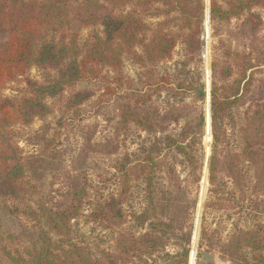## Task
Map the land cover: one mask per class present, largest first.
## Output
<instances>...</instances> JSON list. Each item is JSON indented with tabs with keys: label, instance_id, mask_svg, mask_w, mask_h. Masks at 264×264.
<instances>
[{
	"label": "rangeland",
	"instance_id": "374dc122",
	"mask_svg": "<svg viewBox=\"0 0 264 264\" xmlns=\"http://www.w3.org/2000/svg\"><path fill=\"white\" fill-rule=\"evenodd\" d=\"M204 4L199 49L192 51L180 35L168 59L143 65L127 56L121 69L106 67L101 78L49 99L48 116L0 135V175L15 158L27 165L21 197L0 198V264H14L10 254L39 245L47 226L29 210L40 212V205L76 211L70 239L100 264H258L254 249L264 242V8L219 20L211 17V0ZM158 6H135L150 25L148 37L166 19L155 15ZM176 16L167 17L166 27L188 32ZM243 62L252 65L249 82L222 118L216 148L212 90L233 85ZM27 78L43 82L46 74L32 67L8 82L3 96L22 97ZM78 93L88 99L72 108Z\"/></svg>",
	"mask_w": 264,
	"mask_h": 264
},
{
	"label": "trees",
	"instance_id": "16d2710c",
	"mask_svg": "<svg viewBox=\"0 0 264 264\" xmlns=\"http://www.w3.org/2000/svg\"><path fill=\"white\" fill-rule=\"evenodd\" d=\"M136 5L145 9L159 5L155 15L166 17L157 22L150 37L147 36L150 25L137 16ZM255 6L264 8V0H211L210 13L213 19L229 20ZM128 7L132 9L127 11ZM204 11V0H0V135L16 124H30L38 117L48 116L52 113L49 99L84 81L101 78L106 67L121 69L127 56L143 65L168 59L180 35L192 51L199 49ZM174 12L180 29L188 32L166 27L170 22L167 17ZM88 28L90 35L82 38L81 31ZM34 66L45 72V80L27 78L22 97H4L5 85ZM251 67L243 62L241 74L233 85L213 87L211 119L216 148L222 140L220 122L238 104L241 85L247 86L249 80L245 81V76ZM87 99V95L78 93L72 97L70 107ZM168 140L178 151H184L178 139L168 137ZM26 166L25 158H15L14 164L0 175V198L21 197L27 184ZM121 171L127 173L126 166ZM210 171L211 181H215L216 151ZM39 211L30 208L29 213L44 219L47 230L40 229L37 247L10 254L14 264H100L84 246L70 239V219L76 211L71 213L45 205H40ZM261 243L254 249L258 264H264V242ZM186 257L188 263V249Z\"/></svg>",
	"mask_w": 264,
	"mask_h": 264
}]
</instances>
